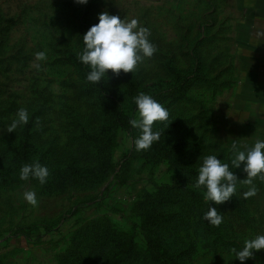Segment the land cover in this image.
<instances>
[{
  "label": "rangeland",
  "instance_id": "obj_1",
  "mask_svg": "<svg viewBox=\"0 0 264 264\" xmlns=\"http://www.w3.org/2000/svg\"><path fill=\"white\" fill-rule=\"evenodd\" d=\"M102 12L137 19L150 29L157 49L133 73L108 70L120 86L144 89L170 81V67L188 71V77L202 76L185 100L165 107L164 127L179 124L172 141L197 144L180 156L186 172L198 175L208 155L231 163L234 139L242 148L264 140V0H88L83 5L76 0H0V264H64L82 231L116 226L135 233L147 192L178 175L168 162L142 150L135 151L125 172L122 158L133 147L126 134L107 178L94 187L55 189L35 178L21 180L11 160L9 147L19 142L24 126L14 132L7 127L25 108L35 120V146L56 150L50 176L58 175L59 157L71 150L91 162L73 137L81 125L93 128L99 121L72 56L82 52L86 25L97 24ZM39 51L46 52V60L35 59ZM165 88L172 91V86ZM233 170L245 176L235 193L244 209H223L224 240L216 242L204 232L196 205L166 229L173 248L186 252L182 264H241L231 250L264 234V180L254 178L257 192L244 198L251 186L245 183L243 164ZM26 191L36 193L37 205L24 199ZM244 264H264V249Z\"/></svg>",
  "mask_w": 264,
  "mask_h": 264
},
{
  "label": "trees",
  "instance_id": "obj_2",
  "mask_svg": "<svg viewBox=\"0 0 264 264\" xmlns=\"http://www.w3.org/2000/svg\"><path fill=\"white\" fill-rule=\"evenodd\" d=\"M86 26L88 29L91 27ZM72 59L84 82L83 94L97 114L99 124L93 128L81 125L79 133L73 137L78 146L86 150L88 154L86 160L91 162L82 161L77 150H71L60 156L61 162L56 173L58 175L52 177L50 174L44 184L55 189L94 187L107 178L117 149L122 145V135L126 134L133 141L140 135V131L129 123L130 119L137 118L134 97L139 93L151 95L164 107L170 105L169 102L177 105L187 98L189 89L202 80L200 75L188 77V71L170 67V81L162 80L144 89L133 84L126 89L110 76H105L97 85L86 81L90 71L89 66L82 63L76 54L72 56ZM165 86H172V91L169 88L165 91ZM34 122L35 120L30 119L22 129L19 142L9 147L11 160L19 169L24 164L38 161L41 165L47 166L50 173L51 156L55 155L56 150L41 151L35 146ZM164 124V121L154 122L153 130L160 132V138L149 149L142 152L168 162L178 175L170 178L168 182L160 181L154 184L153 189L147 192L142 201L141 218L134 226L135 233L127 234L122 228L116 226L110 229L94 228L89 233L82 231L77 237L79 240L77 239L64 258V264H182V255L186 252L173 248V242L167 239L165 231L171 225H177L195 205L199 207L200 215L197 214V217L204 232L216 242L224 240L226 236L224 223L222 222L218 227L213 226L203 219V214L210 204L221 214L223 209L228 207L243 208L241 199L234 194L230 200L219 205L206 201L203 195L204 190L193 188L198 175L186 172L185 167L179 163L182 151L197 145L196 142L188 139L172 141L179 124L174 123L169 127H164ZM64 149L67 150V146ZM135 151L133 143V147L122 158L124 161L122 169H125V172H127V162L135 156ZM186 164L190 163L185 162ZM228 164L230 170H233L231 163ZM233 172L239 179L237 182L245 178L234 170ZM127 180L128 178H125L122 181ZM107 229L108 231L102 234ZM141 237L142 243L138 241Z\"/></svg>",
  "mask_w": 264,
  "mask_h": 264
},
{
  "label": "clouds",
  "instance_id": "obj_3",
  "mask_svg": "<svg viewBox=\"0 0 264 264\" xmlns=\"http://www.w3.org/2000/svg\"><path fill=\"white\" fill-rule=\"evenodd\" d=\"M76 2L83 5L87 4L88 0H76ZM98 21L82 36L85 46L79 54V59L90 68L86 81L98 85L105 76L108 77V70L116 75H119L121 70L124 73H133L144 58L152 57L157 51L149 39L150 29L139 26L137 19L125 21L120 16L102 12L98 16ZM35 59L37 61L46 60V52H37ZM36 67L39 69L40 64H36ZM134 102L137 106V118L130 119L129 123L140 131V135L133 141L134 148L136 151L147 150L159 140L161 135L160 132L153 130L154 122L168 120L169 112L151 95L143 92L134 97ZM29 119L27 109L20 108L16 113V118L8 125L7 131L14 132L18 127L27 125ZM231 148L232 168H240L243 164V171L247 174L245 183L251 186L243 193V197H252L257 192L253 179L259 176L264 180V140H257L254 146L245 145L242 148L234 139ZM49 175L47 166L41 165L38 161L24 164L20 169L21 180L35 178L40 184H45ZM238 180L233 170H230L228 163L222 162L217 155H208L198 169V177L193 188L203 189L204 199L219 205L233 197L237 191ZM23 195L29 204L37 205L38 200L34 191H26ZM203 219L218 227L223 222V215L210 204L203 214ZM262 249H264V234H259L245 240L242 248H233L231 251L235 258L244 264L246 260L253 257L254 251Z\"/></svg>",
  "mask_w": 264,
  "mask_h": 264
}]
</instances>
